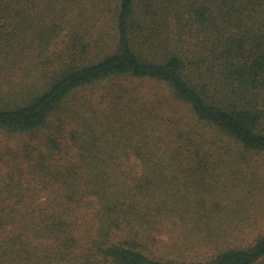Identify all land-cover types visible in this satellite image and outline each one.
<instances>
[{
  "label": "trees",
  "instance_id": "16d2710c",
  "mask_svg": "<svg viewBox=\"0 0 264 264\" xmlns=\"http://www.w3.org/2000/svg\"><path fill=\"white\" fill-rule=\"evenodd\" d=\"M80 1L0 0V130H39L75 91L122 76L164 83L193 116L176 117L161 110V102L134 95L140 113L114 115L119 123L85 124L84 131L70 136L81 151V163L108 167L89 172L93 178L85 181L86 191L75 184L77 190L68 193L96 198L98 220L108 222L106 236L120 228L121 219L137 214L131 199L144 196V174L161 178L163 168L174 169L179 156L188 163L196 160L188 166L194 174L209 170L199 160L212 151L205 146L212 142L208 132L223 134L246 153L264 152V0H114L113 6L100 0V15L110 11L105 21L114 34L101 30L97 38H84L78 32L87 33L88 27L66 20V10H77ZM67 27L72 32L56 60L42 58L43 49ZM165 32L175 35V48L165 47L164 59L142 57ZM49 146L58 147L55 140ZM130 158L147 170L138 174L142 178H132L133 184L127 173L113 170L119 160ZM73 173V183L82 182ZM50 216L66 222L60 210ZM6 222L2 219L0 226ZM104 256L113 264H173L150 259L125 243L108 247ZM263 259L264 236L251 248L220 253L210 264H258Z\"/></svg>",
  "mask_w": 264,
  "mask_h": 264
},
{
  "label": "rangeland",
  "instance_id": "374dc122",
  "mask_svg": "<svg viewBox=\"0 0 264 264\" xmlns=\"http://www.w3.org/2000/svg\"><path fill=\"white\" fill-rule=\"evenodd\" d=\"M99 1L82 0L78 11L66 10L67 22L88 27L87 33L78 32L84 38H97L101 30L114 34L105 21L110 11L102 17ZM113 5L114 0H108V6ZM71 32L65 28L43 49L41 57L56 60ZM168 33L158 36L145 53L141 51L146 46L140 49L142 57L164 59L165 47L177 44L175 35ZM108 46H112L110 42ZM134 95L161 102L159 108L176 117H193L164 83L122 76L75 91L39 130L24 134L0 130V221H7L0 226V264H113L104 250L124 243L153 260L210 264L220 253L251 248L264 236V152L246 153L239 144L213 131L207 133L212 142L205 144L212 150L207 151L209 158L199 159L209 164V170L194 174L188 166L196 160L188 163L179 156L174 169L163 168L161 178L144 174L148 179L143 182L147 185L144 196L131 199L137 214L121 219L120 228L108 236L103 231L108 222L98 220L96 198L81 192L82 199L68 195L77 190L75 184L87 190L85 181L93 178L88 175L91 170L108 168L81 163V151L70 136L84 131L85 124L119 123L114 115L139 111L141 105L132 99ZM106 114L112 119H103ZM49 140L56 141V150L50 148ZM240 158H244L241 164ZM119 161L120 166L113 170L127 173L129 184L147 171L137 158ZM72 170L82 182L73 183ZM57 210L64 212L66 222L52 221L50 214ZM258 264H264V259Z\"/></svg>",
  "mask_w": 264,
  "mask_h": 264
}]
</instances>
